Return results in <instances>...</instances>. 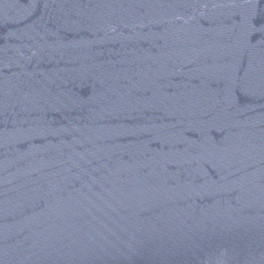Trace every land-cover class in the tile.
<instances>
[{
    "label": "water",
    "instance_id": "1",
    "mask_svg": "<svg viewBox=\"0 0 264 264\" xmlns=\"http://www.w3.org/2000/svg\"><path fill=\"white\" fill-rule=\"evenodd\" d=\"M0 264H264V0H0Z\"/></svg>",
    "mask_w": 264,
    "mask_h": 264
}]
</instances>
